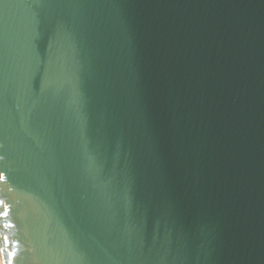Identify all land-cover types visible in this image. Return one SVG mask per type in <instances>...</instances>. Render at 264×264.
Listing matches in <instances>:
<instances>
[{
	"label": "water",
	"instance_id": "obj_1",
	"mask_svg": "<svg viewBox=\"0 0 264 264\" xmlns=\"http://www.w3.org/2000/svg\"><path fill=\"white\" fill-rule=\"evenodd\" d=\"M0 264H264V0H0Z\"/></svg>",
	"mask_w": 264,
	"mask_h": 264
}]
</instances>
